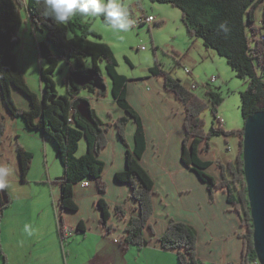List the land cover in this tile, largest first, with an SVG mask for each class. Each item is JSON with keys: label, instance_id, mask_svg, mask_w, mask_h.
<instances>
[{"label": "trees", "instance_id": "16d2710c", "mask_svg": "<svg viewBox=\"0 0 264 264\" xmlns=\"http://www.w3.org/2000/svg\"><path fill=\"white\" fill-rule=\"evenodd\" d=\"M170 4L181 10L182 21L192 39H203L207 49H213L225 58L234 70L237 78L246 81L247 88L241 92L242 113L244 119L258 111H264V12L261 25L256 23L257 8L264 0H151ZM39 0H0V94L14 117H22L26 128L30 131H40L52 139L56 146L59 160L64 168L63 175L57 179L61 184L59 206L61 210L75 212L78 210L74 188L77 184L95 181L98 193L104 194L107 184L103 179L104 163L100 160L101 151L107 146V128L96 115L88 98L81 93L83 90L92 94L105 96L93 86L79 84L78 77L88 78L94 75L101 86H105L102 65H105L107 75L112 79V94L117 104L124 109L129 118L137 125L135 132V148L127 152L126 170L115 175L117 182L126 183L131 187L130 198L135 200L140 211L139 216L132 217L125 229V242L137 246L140 250L148 245L144 231L152 226L149 223L153 216L154 181L142 167L141 160L147 141L145 128L139 114L128 103V77L119 73V63L113 48L102 41L103 37L91 28L86 18L74 17L66 25H57L50 17H45L40 8ZM23 11L32 21L33 26L45 32V42L41 43L40 55L49 67L41 70L44 81L42 97L39 98L26 84L24 74L17 67L13 51L20 42L19 30L23 24ZM103 19V17H102ZM104 22V20H103ZM75 61L65 79L67 93L59 94L54 79L60 59ZM88 59L92 65H87ZM151 73L163 77L165 88L185 106V132L183 163L197 172L201 181L209 184L211 192L224 189L228 201L242 216L244 233L241 235L244 247L242 259L238 264H260L253 242V221L250 214L248 189L245 181L243 158L244 129L225 130L219 117V107L224 98L218 91L205 87V95L200 96L189 88H185L179 79L171 72H166L163 65L156 61ZM15 87L28 96L31 108L25 110L18 107L12 98L11 88ZM210 108L219 126H213L209 132L205 130L202 113ZM128 118H120L115 126L120 139L127 143L125 129ZM5 123L0 120V145L5 134ZM238 137L240 148L235 163L221 167L223 177L216 183L214 178L205 172L209 163L204 162L200 151L208 152L214 137ZM85 140L87 152L77 156L79 143ZM201 144H204L201 147ZM18 159L21 167L22 180L25 181L31 171L34 154L17 144ZM12 199L6 188L0 189V235L1 221L5 211L10 207ZM97 208L102 213L101 223L108 229L111 218L110 205L103 199L97 202ZM114 212L120 218H126V212L121 205L114 207ZM84 231L83 225H79ZM83 229V230H82ZM65 231L62 219L58 220V234L63 242ZM153 232V230H152ZM154 233V232H153ZM198 233L185 222L171 220L164 235L158 238L161 248L177 252L178 264H205L199 259ZM1 246V239H0Z\"/></svg>", "mask_w": 264, "mask_h": 264}, {"label": "crops", "instance_id": "0c3cea01", "mask_svg": "<svg viewBox=\"0 0 264 264\" xmlns=\"http://www.w3.org/2000/svg\"><path fill=\"white\" fill-rule=\"evenodd\" d=\"M193 40L198 42L197 39ZM168 49L179 57L182 56L181 52H184L183 49H177L174 43L170 44ZM188 53L189 51H185L186 55ZM154 57L156 58V53ZM192 67L195 69L196 66ZM151 70L152 67H149L147 74H143L142 78L132 83L129 80L127 84L128 103L139 114L145 128L147 145L141 164L154 181V211L149 220L154 233L147 228L143 235L148 245L140 250L137 246L125 242L127 223L132 217L139 216L140 211L138 203L130 198L131 187L115 179L116 174L126 170L127 152L135 148L137 125L131 118L128 120L125 129L127 143H124L118 135L115 123L120 118L127 117L128 113L117 104L114 97L112 99L108 96L107 90L102 97L97 93L87 92L90 95L83 96L89 99L96 115L107 128L108 144L100 154V160L104 163L103 179L107 184L106 192L100 195L96 182H90L88 187L79 183L74 188L78 210H61L58 204L61 184L57 179L63 175L64 168L60 172L52 169L50 161L56 160V156H52V151L56 153L54 146L48 137L36 130L39 139L35 143L40 145V148H37L35 143L23 148L34 154L33 159L42 154L44 168L43 172L39 173L41 178L27 176L32 181L41 179L37 184L53 192L56 205L51 206L50 202L34 200L21 202L20 205L11 203L1 221L3 255L0 264H178L177 252L164 250L158 241L166 232L171 220L185 222L195 228L198 233L197 255L205 264H238L241 261L244 247L241 236L244 233L242 216L228 201L224 189L214 188L211 192L209 184L203 183L197 172L182 162L186 137L185 106L172 91L165 88L164 78L152 74ZM121 74L128 77L126 73ZM103 78L107 84L104 75ZM178 79L185 88L192 83L198 85L188 68L184 77ZM6 126L4 137L7 133ZM217 138L223 139L226 145H219L218 149L217 144H211L207 153L200 151V157L209 163L205 172L219 183L223 177L221 167L236 162L240 142L238 137ZM231 138L233 142H230ZM83 141V150L81 151L80 145L78 150L82 156L87 152L86 141ZM203 146L204 144H201V147ZM33 172L35 170L32 166L30 173ZM18 173L21 181L25 183L20 169ZM101 198L111 208V218L108 220L111 231L101 223L102 213L96 205ZM118 205L124 207L126 218H120L114 212V207ZM29 209H35L47 217H41L40 223L37 222L36 225H25L20 216L25 215ZM59 218L62 219L65 230L69 232L65 245L58 234ZM45 224L49 229L47 234ZM79 225H83L84 231H80ZM67 244L68 248L64 249Z\"/></svg>", "mask_w": 264, "mask_h": 264}, {"label": "rangeland", "instance_id": "374dc122", "mask_svg": "<svg viewBox=\"0 0 264 264\" xmlns=\"http://www.w3.org/2000/svg\"><path fill=\"white\" fill-rule=\"evenodd\" d=\"M123 3L129 11L130 18L136 23V26L132 27L130 31L126 33L112 30L105 25L102 17L86 18L91 28L103 37L102 41L109 44L115 51V56L119 63V73H126L130 78L128 79L131 80L132 83L134 80L142 78L144 76L143 74H147L149 67L153 68L156 65V61L160 62L163 65V69L166 72H171L176 79L184 77L186 68H188L189 71H192V77L198 82L199 86L197 89L193 90L194 93L204 97L205 87L210 85L211 88L218 91L224 98V102H222L219 107L218 117L224 122V124L221 122L222 126L233 131L244 129L245 117L242 113L243 102L241 92L247 88L246 81L236 77L234 70L229 66L227 60L222 58L217 51L207 49L203 44V39L199 38L197 39L198 42H194L195 40L190 38L186 25L182 21L181 10L170 4L153 2L151 0H123ZM263 12L264 2L260 3L257 8L256 23L259 26L261 25ZM149 16L155 18V22H153L155 24L146 25L141 23ZM23 17L25 21H23L18 36L20 42L13 51V54L16 58L17 67L24 74L26 84L32 92L41 98L44 89L41 70L49 67V64L41 57L39 45L45 42L46 34L33 26L31 23L32 21L27 17L25 11H23ZM172 43L175 44L177 49H183L184 52H181L182 56L179 57L175 52L169 51L168 46ZM142 47H145V49H142ZM189 48H191V50H189ZM185 51H189V53L186 55ZM201 52L204 53L203 56ZM155 53L156 58L154 57ZM87 65L89 67L92 65L90 59H88ZM71 66H75V61L69 58L60 59L54 79L56 81L57 90L61 95L67 93L64 81ZM192 66H196L195 69ZM101 67L102 74L106 77L107 81L105 86L108 96L113 99L112 79L107 75L105 65L103 64ZM213 76L217 77V81L211 83L210 79ZM94 78L95 76L91 75L88 78L78 77V80L83 84H88L90 80ZM11 90L13 95L12 98L16 105L25 110H29L31 108V102L28 96L24 95L22 91L13 86ZM87 92L88 91L83 90L81 94L89 96L90 94ZM1 96L0 94V120L7 125V133L4 137V141H2L0 145V165H6L10 169L9 176L7 177L8 186L6 189L12 199L11 202L20 205L19 203H26V201H45L50 202L51 206H54L56 205V199L53 192L47 189V187L37 184L41 179L37 181L29 180L33 176L41 178L39 177V173H42L44 168L42 154L33 159L32 166L35 172L28 173L30 178L27 176L28 180L26 179L25 183L20 179L18 171L19 169L21 171V167L18 160L17 144L22 147H30L29 145L38 141L39 135L36 131L30 132L25 128L27 126L22 117H14L8 112V108ZM202 116L205 122L206 132H209L213 126H219L210 108L206 109L204 113H202ZM126 118H128V120L130 119L129 116ZM50 141L57 153V155H55L56 153L52 151V156H56L55 162H53L52 159L50 161L52 169H54L55 172H60L63 170V166L58 158L59 155L56 146L52 139H50ZM230 142H233L232 138ZM83 143L84 141H81L79 144L81 151L83 150ZM214 143L218 146L226 145L223 139H218L217 137L211 140V144L214 145ZM35 144L37 145V143ZM36 147L40 148V145ZM218 149H220V146ZM80 154L78 152L77 156H81ZM201 154L200 152L199 156ZM43 216L44 218L47 217L46 214L41 215V213L35 209H29L25 215H21L20 217L25 225L33 226V224L36 225L37 222L40 223L41 217ZM243 229L244 227H242V230ZM46 230L47 234L49 229L46 228ZM65 242L64 245L66 244ZM2 245L3 243L1 242V246ZM1 246L0 259L2 257L1 255H3ZM65 248H68V244L64 246V249Z\"/></svg>", "mask_w": 264, "mask_h": 264}, {"label": "water", "instance_id": "95a60500", "mask_svg": "<svg viewBox=\"0 0 264 264\" xmlns=\"http://www.w3.org/2000/svg\"><path fill=\"white\" fill-rule=\"evenodd\" d=\"M79 84L83 85L79 80ZM93 86L105 92L98 79ZM85 85V84H84ZM243 158L245 181L248 189L250 214L253 225V242L260 264H264V111L245 119L243 133Z\"/></svg>", "mask_w": 264, "mask_h": 264}, {"label": "clouds", "instance_id": "9594fccd", "mask_svg": "<svg viewBox=\"0 0 264 264\" xmlns=\"http://www.w3.org/2000/svg\"><path fill=\"white\" fill-rule=\"evenodd\" d=\"M39 3L43 15L50 17L57 25H66L76 16L103 17L106 26L126 33L134 23L123 0H39ZM9 173L8 166L0 165V189L8 186Z\"/></svg>", "mask_w": 264, "mask_h": 264}, {"label": "built area", "instance_id": "2783aa9c", "mask_svg": "<svg viewBox=\"0 0 264 264\" xmlns=\"http://www.w3.org/2000/svg\"><path fill=\"white\" fill-rule=\"evenodd\" d=\"M141 23H143V24H146V25H151V24H155V23H153V16H149V17H147V18H145V21L143 20ZM136 26V23H133V27H135ZM264 32V31H263ZM142 49H145V47H142ZM217 81V77H215V76H213L211 79H210V82L211 83H214V82H216ZM199 86L196 84V83H192L190 86H188V88H189V90H195V89H197ZM220 122H223V120L221 121V119H220ZM224 123V122H223ZM82 185L84 186V187H88L89 185H90V182H83L82 183ZM67 233H69L68 231H64V233H63V236H64V240L68 237L67 236Z\"/></svg>", "mask_w": 264, "mask_h": 264}, {"label": "bare ground", "instance_id": "6f19581e", "mask_svg": "<svg viewBox=\"0 0 264 264\" xmlns=\"http://www.w3.org/2000/svg\"><path fill=\"white\" fill-rule=\"evenodd\" d=\"M153 22H155V18L153 17Z\"/></svg>", "mask_w": 264, "mask_h": 264}]
</instances>
